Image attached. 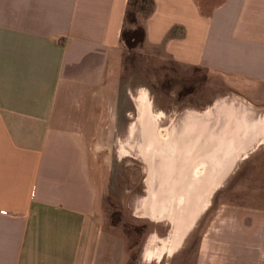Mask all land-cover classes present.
<instances>
[{
	"label": "crops",
	"instance_id": "1",
	"mask_svg": "<svg viewBox=\"0 0 264 264\" xmlns=\"http://www.w3.org/2000/svg\"><path fill=\"white\" fill-rule=\"evenodd\" d=\"M126 3L0 0V264H103L106 258L119 264L121 253L115 250L97 262L93 255L86 260L84 254L88 236L96 242L103 235L95 172H103L104 156L98 159V151L105 145L118 146L117 139L104 131L126 132L133 127L130 115L136 118L139 113L135 99L127 92L121 98L110 84L117 82L109 68L121 45ZM152 4L143 20L146 47L156 48L174 65L220 75L224 82L243 78L264 83V0H152ZM171 92L167 86L166 93ZM234 99L213 113L214 104L201 112L157 107L170 116L165 127L178 135L188 133L189 142L185 155L171 162L166 180L155 192L183 183L198 155L221 162L216 114L223 120L228 151L239 141L231 143L237 129L240 137L251 132L245 151L255 141H264L263 111L241 95ZM148 100L152 114L153 103L158 102L152 95ZM208 110L203 121H188L190 113ZM146 128L152 130L150 122ZM193 147L198 148L196 153ZM133 209L140 212L136 217L148 218L146 241L152 237L156 246L169 241L172 225L167 219H150L145 202ZM215 217L208 219L211 228L199 231L194 264H264L263 228L246 221L234 230L218 231L213 228ZM195 219L191 226L197 225ZM160 221L169 226L161 229ZM146 241L137 258L131 256V264H159L167 256L164 252L157 260H145ZM123 256L129 264L130 252Z\"/></svg>",
	"mask_w": 264,
	"mask_h": 264
},
{
	"label": "rangeland",
	"instance_id": "2",
	"mask_svg": "<svg viewBox=\"0 0 264 264\" xmlns=\"http://www.w3.org/2000/svg\"><path fill=\"white\" fill-rule=\"evenodd\" d=\"M122 30L125 38L131 35L126 21ZM123 42L109 68L117 82L110 84L117 89L121 98H125L127 92L133 100L142 93L148 99L150 95L157 99L155 101L158 105L153 103L150 116V133L153 138L166 140L172 134L171 129L165 127L170 116L159 113L158 106L168 110L174 105L178 109L187 108L185 112H201L209 104L217 105L230 99L235 100L234 97L241 95L248 101L257 103L258 109L264 113V83L243 78H226L224 82L220 75H209L203 70L193 72L174 65L162 57L156 48L146 47L143 43L134 45L131 42L125 45ZM167 86L173 89L174 94L166 93ZM124 121L127 119L124 118ZM130 121L133 127L126 132L104 131L105 135L117 139L118 146L105 145L98 151V159L104 156L103 172H95L97 213L101 217L103 235L96 242L88 236L86 256L84 254L86 260L93 255V262H97L99 256L105 255L108 250H115L114 252L121 253V259L116 260L119 264H126L123 253L130 252L131 264V256L137 258L141 245L146 241L148 227L145 226V221L148 218L136 217L135 214L140 212L133 209L139 207V203L147 196L144 185L148 165L140 157L146 120L137 112L136 118L130 115ZM214 193L208 196L206 209L196 217L197 225L190 227L176 251L167 254L159 264H194L199 231L202 227L211 228L208 219L214 216L216 222L213 228H219L218 231L221 227H233L234 230L244 226L246 221L258 229H264V141L261 144L255 141L237 159ZM219 208L224 211L221 213ZM225 216L226 219H221ZM159 223L161 229L169 226L166 221ZM209 233L214 234V231L210 229ZM111 261L115 263L106 258L103 264H110Z\"/></svg>",
	"mask_w": 264,
	"mask_h": 264
},
{
	"label": "bare ground",
	"instance_id": "3",
	"mask_svg": "<svg viewBox=\"0 0 264 264\" xmlns=\"http://www.w3.org/2000/svg\"><path fill=\"white\" fill-rule=\"evenodd\" d=\"M136 106L139 109L140 116L146 120L145 125L148 126L150 122L149 100L144 93L138 94L135 98ZM223 103L214 105L211 109L218 110ZM210 113V116H211ZM188 118V121H193V124L203 121L209 116V110L205 114H194ZM152 118V117H151ZM216 127L217 131V153L221 154L223 159L220 163H213L208 155L196 156L191 162L190 175L183 183H179L176 187L169 190L163 189V193L159 191L162 180H166L165 174L170 169L171 162L176 159L182 158L185 155L189 142V134L178 135L177 132L170 133V137L166 140L155 139L148 129H144L145 135L148 136L146 141L143 140L142 152L140 157L148 165V172L145 178V186L153 192V196L148 200H144L150 211L149 218L152 220L167 219L171 223L172 232L186 233L191 227L195 217L202 211L206 204L209 193L212 189L218 186L220 179L231 169L237 159L244 154L247 141L251 137V132L247 136L240 137L239 129L236 130L235 122L233 123L234 129L237 131L232 132V142L236 143L234 148L228 151V143L224 140L223 135V120L219 121L216 114ZM264 125V120L260 123ZM144 128V127H143ZM193 129L195 127L193 126ZM196 138V137H195ZM226 143V145H225ZM225 145V148L223 147ZM233 146V145H232ZM196 153L198 148H191ZM124 154V153H123ZM183 154V155H182ZM213 175V176H212ZM203 190L202 194L198 191ZM175 203V204H173ZM175 206H173V205ZM145 256V255H144Z\"/></svg>",
	"mask_w": 264,
	"mask_h": 264
},
{
	"label": "trees",
	"instance_id": "4",
	"mask_svg": "<svg viewBox=\"0 0 264 264\" xmlns=\"http://www.w3.org/2000/svg\"><path fill=\"white\" fill-rule=\"evenodd\" d=\"M152 0H127L126 8L124 12V22L126 21L131 29V35L127 38L123 36V28L120 32V40L123 44L134 45L142 44L144 39V27L143 20L152 11Z\"/></svg>",
	"mask_w": 264,
	"mask_h": 264
},
{
	"label": "flooded vegetation",
	"instance_id": "5",
	"mask_svg": "<svg viewBox=\"0 0 264 264\" xmlns=\"http://www.w3.org/2000/svg\"><path fill=\"white\" fill-rule=\"evenodd\" d=\"M146 187V186H145ZM147 191V197L144 200H148L151 198L154 194L153 192L146 187ZM185 234V233H184ZM183 233H177V232H170V239L169 241H164L160 243L159 246L154 245V239L152 237H149L146 241L145 248H144V259L148 260L150 258H154L155 260L159 259L160 255L164 252L166 254H170L174 249H176L179 246V243L181 239L184 236Z\"/></svg>",
	"mask_w": 264,
	"mask_h": 264
}]
</instances>
